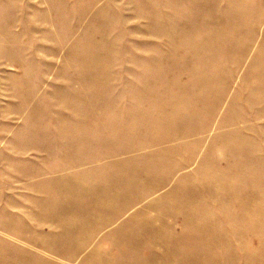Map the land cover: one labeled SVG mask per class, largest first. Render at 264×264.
Segmentation results:
<instances>
[{"label":"rangeland","instance_id":"rangeland-1","mask_svg":"<svg viewBox=\"0 0 264 264\" xmlns=\"http://www.w3.org/2000/svg\"><path fill=\"white\" fill-rule=\"evenodd\" d=\"M0 264H264V0H0Z\"/></svg>","mask_w":264,"mask_h":264}]
</instances>
